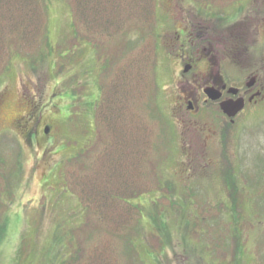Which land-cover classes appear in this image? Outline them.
I'll list each match as a JSON object with an SVG mask.
<instances>
[{"label":"rangeland","instance_id":"1","mask_svg":"<svg viewBox=\"0 0 264 264\" xmlns=\"http://www.w3.org/2000/svg\"><path fill=\"white\" fill-rule=\"evenodd\" d=\"M144 1L76 0V24L74 0H40L34 42L0 30V192L12 186L0 199V264H218L219 254L233 264L235 253L236 264H264V102L226 133L204 110L186 117L170 41L175 14L192 11L222 27L242 17L243 45L263 50L264 26L248 35L264 0H154L147 14ZM140 70L155 82L148 99L138 89L136 110L115 107ZM30 110L28 135L17 120ZM229 172L241 177L233 196ZM123 197L142 213L118 216Z\"/></svg>","mask_w":264,"mask_h":264},{"label":"flooded vegetation","instance_id":"2","mask_svg":"<svg viewBox=\"0 0 264 264\" xmlns=\"http://www.w3.org/2000/svg\"><path fill=\"white\" fill-rule=\"evenodd\" d=\"M173 20H176L177 30L170 38L176 61L174 84L183 90L176 103L185 110L188 118L196 117L203 110L211 113L219 120L221 131L229 132L242 115H251L264 102V49L258 50L255 45L251 51L247 44L243 45L247 40L238 27L243 21L240 16L228 27H222L220 22L215 23L192 11L175 14ZM258 24L255 29H250L248 35L254 41L260 34L261 25L264 26V18L259 19ZM228 104L242 105L243 109L235 117H230L223 109ZM30 111L29 118L24 122L21 123L22 118L17 120V125L25 128L28 135L36 130V124L31 126V117L34 118L35 113ZM193 121L191 126L196 128L198 123L196 119ZM205 124L209 126V121ZM45 128L48 130L51 127L46 125ZM205 138L208 141L211 136L206 134ZM190 142L191 146H196L193 140ZM224 152L223 157L228 160L226 150ZM240 182L241 177L238 178V186ZM219 255L218 264H222L221 260L226 256ZM232 260L234 264L238 262L236 253Z\"/></svg>","mask_w":264,"mask_h":264},{"label":"trees","instance_id":"3","mask_svg":"<svg viewBox=\"0 0 264 264\" xmlns=\"http://www.w3.org/2000/svg\"><path fill=\"white\" fill-rule=\"evenodd\" d=\"M134 1V0H133ZM41 3L40 2V0H12V1H4V2H2V0H0V6H3V7H6L7 8V10L6 9H4L3 7H1L2 9H1V12H2V14H1V16H2V21L0 22V30H1V36H6V35H8V31L6 30V27H9V28H11L13 31H17V37L18 38H16L15 39V41L16 42H18L19 43V41H21V39H23L24 41H27V42H29V40H31V37L33 36V38H32V42H34L35 40H36V33H37V31H39L41 28L43 29V21H44V16H43V19H42V21L39 19V17H38V14H37V6H38V4L39 3ZM154 2V0H150V1H144L143 2V5H142V8H144L143 9V13L144 14H147V13H149L150 11H152V8H151V4ZM77 4V2H76V0H74V2H73V13H74V16L77 14L78 16H77V18L75 19V23L76 24H78L79 23V21H78V18H80L81 17V14L83 15V12H79L78 13V11H79V8H78V6L77 5H75V4ZM97 5V4H96ZM141 6V5H140ZM11 8V9H10ZM97 8V6H93L92 7V9L94 10V9H96ZM14 10H17V11H20V12H22V14H19V17L16 15V14H14ZM146 11V12H145ZM94 12V11H93ZM95 13V12H94ZM111 14V13H110ZM115 16L116 17H119V18H121V16H120V13L119 12H117V13H115ZM110 18H108L109 19V21L107 22V24H113V22H111V19H114V18H112V16H109ZM95 18V17H94ZM125 18H127V17H125V16H123V19H125ZM122 20V19H121ZM2 26V27H1ZM44 27H45V24H44ZM21 29H23V32H21ZM32 31V32H31ZM32 33V34H31ZM111 34V33H110ZM9 36V35H8ZM22 36V38H20ZM10 37V39H12V38H15L16 37V35L15 36H13L12 38H11V36H9ZM30 39H29V38ZM133 79H135V83L133 84V96L130 94V93H128V95H127V99L124 97V99H123V97H121V96H119V98H118V104H116L115 105V107H125L127 110H129V108H131V109H137V102H139L140 101V99H135V97H136V95H137V91H138V89L140 90V95H143L144 96V98L147 100L148 99V91H149V88H150V85H153L154 86V79L152 80L151 79V76H149V74H147L146 73V71L145 72H143V71H138L137 73H135V72H133ZM139 83V84H138ZM136 89V91H134ZM155 89L157 90L158 88H156L155 87ZM132 96V97H131ZM130 97H131V100H130ZM95 102H97V105H100V104H98L99 103V99H97ZM105 101H102V104L99 106V109H100V107L103 105V103H104ZM109 105H110V103H109V100H108V107H109ZM92 106V105H91ZM90 106V107H91ZM107 107V108H108ZM92 108V107H91ZM135 109V110H136ZM101 110H104V109H101ZM138 110H140V109H138ZM137 110V111H138ZM136 113V112H135ZM134 113V114H135ZM102 114V113H101ZM137 114V113H136ZM100 115V114H99ZM107 121H108V125L110 124V118L112 117L111 116V113H107ZM105 118H103L102 120H104ZM148 165V164H147ZM145 173H146V175H149V173H148V170H147V168H146V165H145ZM156 178L157 179H159V176H157V173H156ZM159 182V181H158ZM87 184H82L83 185V188H84V190H83V196L84 197H86V201L88 202V206H87V210H88V208L93 204V205H95V203H94V201L92 200V197L89 195V191L87 190L88 189V184H89V182H86ZM160 183V182H159ZM226 183H227V187H228V189L231 191L229 194H230V196H233V195H236L237 194V192L239 191L238 190V184H236V180H235V178H230V179H226ZM90 185V184H89ZM161 185V184H160ZM159 185V186H160ZM163 186V185H162ZM236 187H237V189H236ZM11 188H12V186H10V185H7L5 188H3L2 190H1V192H0V199H2V196H3V194H9L10 193V191H11ZM140 189H138V190H134L133 192H131L130 194L134 197V196H136V193H137V196H139V195H141V193L142 192H140L139 191ZM235 191V193H233ZM136 192V193H135ZM131 197V196H130ZM114 198L116 199V197L114 196ZM124 198V197H123ZM131 199H133L132 197H131ZM124 200H126V201H128L126 198H124ZM130 201V200H129ZM128 201V202H129ZM128 206H129V209L125 212V211H122V212H119V213H121V214H119L118 216H127L128 218L130 217H132L134 214H136V213H142V209L143 208H145V205H141V204H139V206H140V209L138 208V206H136L134 203H132L131 201L129 202V204H128ZM131 207V208H130ZM101 208V207H100ZM104 209H105V207H104ZM136 212V213H135ZM97 214L99 215V216H102V211H100V210H98V212H97ZM136 218V217H135ZM6 221V220H5ZM119 221V219L117 220V222ZM118 223H121V222H118ZM122 224H124L123 223V220H122ZM120 225V224H119ZM125 225H126V223H125ZM124 225V226H125ZM5 224L4 225H1L0 224V243L3 241V239H4V237H5V234H6V232H5ZM123 228V226H119L118 228ZM126 228H129V226H127ZM116 230H117V227L115 228ZM69 237H70V243H73L74 241H73V235H69ZM133 237H134V235L131 233V235L129 236V242L131 243V244H133ZM80 245V244H79ZM79 249L80 248H77V254L80 252L79 251ZM74 251H75V249H74ZM79 256H77V257H74V259H76V258H78ZM19 259H20V256H19ZM20 261V260H19ZM46 260H44V262H45ZM81 262H79V264H80ZM17 264H27L25 261H24V263L22 262V263H18L17 262ZM74 264H77V262L76 263H74ZM234 264V263H233Z\"/></svg>","mask_w":264,"mask_h":264},{"label":"water","instance_id":"4","mask_svg":"<svg viewBox=\"0 0 264 264\" xmlns=\"http://www.w3.org/2000/svg\"><path fill=\"white\" fill-rule=\"evenodd\" d=\"M224 111L229 116H235L238 112H240L243 109V106L235 105V104H228L223 106Z\"/></svg>","mask_w":264,"mask_h":264}]
</instances>
